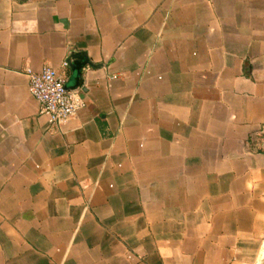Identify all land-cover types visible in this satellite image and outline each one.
Segmentation results:
<instances>
[{
    "label": "crops",
    "instance_id": "crops-1",
    "mask_svg": "<svg viewBox=\"0 0 264 264\" xmlns=\"http://www.w3.org/2000/svg\"><path fill=\"white\" fill-rule=\"evenodd\" d=\"M0 264H264V0H0Z\"/></svg>",
    "mask_w": 264,
    "mask_h": 264
},
{
    "label": "built area",
    "instance_id": "built-area-1",
    "mask_svg": "<svg viewBox=\"0 0 264 264\" xmlns=\"http://www.w3.org/2000/svg\"><path fill=\"white\" fill-rule=\"evenodd\" d=\"M67 65L63 63V67ZM28 92L39 105V113L46 117L51 127H59L85 107L77 90L66 87L65 80L50 66L39 72L25 70Z\"/></svg>",
    "mask_w": 264,
    "mask_h": 264
},
{
    "label": "water",
    "instance_id": "water-1",
    "mask_svg": "<svg viewBox=\"0 0 264 264\" xmlns=\"http://www.w3.org/2000/svg\"><path fill=\"white\" fill-rule=\"evenodd\" d=\"M74 58H78V56H74ZM73 73L75 75V80L78 81L79 78L81 77V69H80V65H74V67H72Z\"/></svg>",
    "mask_w": 264,
    "mask_h": 264
}]
</instances>
